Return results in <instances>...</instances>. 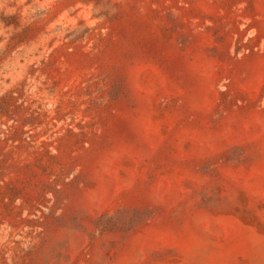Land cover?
<instances>
[{
  "label": "rangeland",
  "instance_id": "1",
  "mask_svg": "<svg viewBox=\"0 0 264 264\" xmlns=\"http://www.w3.org/2000/svg\"><path fill=\"white\" fill-rule=\"evenodd\" d=\"M0 264H264V0H0Z\"/></svg>",
  "mask_w": 264,
  "mask_h": 264
}]
</instances>
